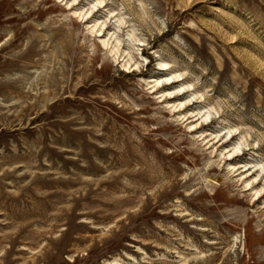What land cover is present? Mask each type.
<instances>
[{
	"label": "rangeland",
	"instance_id": "rangeland-1",
	"mask_svg": "<svg viewBox=\"0 0 264 264\" xmlns=\"http://www.w3.org/2000/svg\"><path fill=\"white\" fill-rule=\"evenodd\" d=\"M253 166L264 0H0V264H264Z\"/></svg>",
	"mask_w": 264,
	"mask_h": 264
},
{
	"label": "bare ground",
	"instance_id": "bare-ground-1",
	"mask_svg": "<svg viewBox=\"0 0 264 264\" xmlns=\"http://www.w3.org/2000/svg\"><path fill=\"white\" fill-rule=\"evenodd\" d=\"M98 6H100L99 8L101 9V7H103V3L102 2H98ZM100 9H99V11H100ZM93 10V9H92ZM94 10H98L97 8H95ZM99 11H96V12H93L94 14L91 16L90 14H92V12L89 10V13L87 14L88 15V18H89V15L93 18ZM111 14V13H110ZM109 14V15H110ZM113 14V13H112ZM86 16V15H85ZM113 16V15H112ZM111 16V17H112ZM87 18V19H88ZM113 18V17H112ZM121 22H123V21H121ZM113 23V22H112ZM120 25V27H122L121 26V24H119ZM97 26V25H96ZM118 26V25H117ZM119 27V28H120ZM121 29V28H120ZM109 30V28H108V26L107 25H104V24H102L101 25V29H99V37H105V34H106V32ZM121 32V31H120ZM110 35V34H109ZM114 37V36H113ZM113 37L111 36V39H109L110 41H112V39H113ZM114 43H115V41H114ZM119 43V42H118ZM132 43V42H131ZM109 44H110V42L108 41H104L103 42V46L104 47H106V48H108L109 47ZM117 44V43H116ZM116 44H114V45H116ZM136 44V43H135ZM140 46V45H139ZM142 46V45H141ZM113 47V46H112ZM113 49V52L115 53L116 52V54H119L120 52H121V50H120V46L119 45H116V47H114V48H112ZM125 52L123 53V54H121V57L122 58H124V61L126 60V58L128 57H130V56H128L127 55V57L125 56ZM119 58H120V56H119ZM131 58V57H130ZM128 62H127V65H126V67L127 68H129L130 67V65H131V69L136 65V64H134V66H132V60L131 59H129V60H127ZM129 66V67H128ZM170 66H169V64H167V63H160L159 64V71L160 72H165L166 74H164V75H162L161 76V78L160 79H157L156 81H152L151 83H149L150 85L151 84H153L154 83V86L151 88V86H150V88L153 90V93L152 94H156V93H158V91L159 90H164L162 93H163V96H162V98H164L165 99V101L164 102H167V101H171V100H175L176 101V104H177V101H182L186 96H182V95H180L182 92H184V91H190L191 92V87L190 86H187L186 84H184V76L183 75H179V74H174L173 72H171L170 71V68H169ZM130 69V70H131ZM130 72V71H129ZM137 72V69H135L134 68V70H133V74L134 73H136ZM140 72V71H139ZM125 73H127V72H125ZM142 82H143V80H141ZM145 82V84H146V81H144ZM143 82V83H144ZM148 82V81H147ZM146 86H148V85H146ZM170 87H173L174 88V90L173 91H170ZM172 88V89H173ZM190 92H189V94H190ZM193 98H197V97H193ZM163 99V100H164ZM198 101V100H197ZM197 101H195L194 99L193 100H190V101H188L187 100V102H180V103H178L179 105L176 107V108H179L180 110H179V112H181L182 110H187V109H189V107H193L195 104H197ZM169 104V103H168ZM175 104V105H176ZM175 105L173 106V108L175 107ZM170 107V106H169ZM175 113V112H174ZM182 113V112H181ZM191 113V112H190ZM202 114V112H200L199 113V115H201ZM198 115V116H199ZM205 115V114H204ZM203 115V116H204ZM207 116H209V115H207ZM193 118V117H192ZM203 118V117H202ZM191 119V118H190ZM208 119H209V117H208ZM197 121V120H196ZM199 121V120H198ZM208 123V122H207ZM204 127V125H202L201 126V128H203ZM197 128H198V126H197ZM197 128H196V131H197ZM200 128V129H201ZM233 135H235V136H233ZM236 132H234V131H230L229 130V133L227 134V136L226 137H223L222 139H219L218 137V139H219V141H218V143L217 144H219V143H221L222 145H221V147L222 148H224V150L225 151H227V161L226 162H233V161H235L237 158H238V156H237V154H238V152H240L241 153V151H243L241 148H238V146L236 147V148H238V151H236L235 150V148L233 147V150H229V148H228V146L226 147V144L227 143H230V142H232V141H234L235 140V137H236ZM232 137V139L231 140H229V138H231ZM217 139V140H218ZM208 140V139H207ZM212 141V140H211ZM214 141V140H213ZM215 141H216V139H215ZM215 144V143H214ZM215 146V145H214ZM241 147H242V145H241ZM243 148V147H242ZM237 152V154H235L234 152ZM224 153H226V152H224ZM246 153H243V155H242V157H244V155H245ZM240 157V156H239ZM241 158V157H240ZM233 164V163H232ZM232 164H230V166H232ZM259 165H261V164H259ZM258 166V165H257ZM257 166L256 167H254V169L256 170V171H251V168L250 169H246V171H245V173L247 174V173H249V175L246 177V180L247 181H250V179H254L255 181H253L254 183L253 184H256L254 187L252 186V188L250 189V190H254V189H256L258 186H260L261 184H262V182H264L263 180H264V176H262V173L261 174H259L260 172H263L264 173V168H259V170L257 169ZM262 166V165H261ZM260 166V167H261ZM233 167H235V166H232V168ZM243 167V166H242ZM247 167V166H246ZM248 167H249V165H248ZM259 167V166H258ZM235 169V168H234ZM253 169V168H252ZM232 170V169H231ZM238 170H240V169H238ZM234 171V170H233ZM259 172V173H258ZM256 173H258V177H256ZM260 177H262V179H259ZM252 179V180H253ZM251 180V181H252ZM246 181V182H247ZM250 181V182H251ZM249 182V186H251V183ZM248 186V185H247ZM262 188V187H261ZM249 190V191H250ZM260 192H257V194H259ZM262 194V193H261ZM258 198V197H257ZM263 198V196H261L260 198H258L257 200H256V202H255V205L257 204V203H259L260 201H261V199ZM197 229V228H196ZM200 231V230H199ZM204 232V231H203ZM238 239V238H237ZM134 260V259H133ZM115 261H117V260H115ZM107 264H108V262H107ZM109 264H119L118 262L116 263V262H113L112 261V263H109Z\"/></svg>",
	"mask_w": 264,
	"mask_h": 264
}]
</instances>
